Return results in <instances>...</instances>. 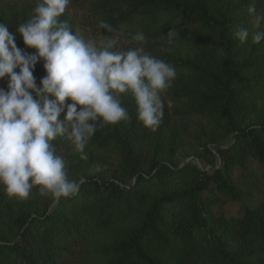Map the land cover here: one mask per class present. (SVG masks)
<instances>
[{"label":"trees","instance_id":"16d2710c","mask_svg":"<svg viewBox=\"0 0 264 264\" xmlns=\"http://www.w3.org/2000/svg\"><path fill=\"white\" fill-rule=\"evenodd\" d=\"M22 1L0 0V23L10 31L30 16L26 4L18 10ZM250 2L71 0L61 19L69 22L73 11L69 24L82 25L85 38L105 34L101 20L117 29L124 49L145 33L146 51L177 68L162 93L171 106L152 131L137 118L131 93L122 94L130 122L98 128L85 149L88 159L110 164L111 176L85 177L70 199L44 202L34 188L9 208L0 185V264H264V115L253 117L264 105V42L241 44L232 34L236 25L251 30ZM255 6L264 10V0ZM173 26L178 38L168 49ZM16 43L36 52L19 33ZM33 75L41 86L43 61ZM54 143L66 159L78 154L67 140ZM216 154L222 165L212 172L183 162ZM251 164L262 185L248 200L238 176L255 171ZM235 203L237 214L229 210Z\"/></svg>","mask_w":264,"mask_h":264},{"label":"clouds","instance_id":"9594fccd","mask_svg":"<svg viewBox=\"0 0 264 264\" xmlns=\"http://www.w3.org/2000/svg\"><path fill=\"white\" fill-rule=\"evenodd\" d=\"M70 4L35 0L32 14L14 32L0 23V79L9 77L7 90L0 87V185L9 198L28 199L34 188L56 201L76 196L80 182L69 178L68 161L54 141L71 142L87 160L85 149L98 128L130 122L121 99L129 92L137 118L155 131L164 116L162 93L178 74L174 64L146 51L143 31L132 35L134 47L120 48L117 29L101 20L105 34L85 38L61 19ZM248 12L251 30L236 25L232 34L241 44L257 45L264 42V10L251 0ZM17 33L36 52L18 47ZM177 38L173 26L165 35L168 49ZM38 61L46 70L41 86L33 75Z\"/></svg>","mask_w":264,"mask_h":264},{"label":"rangeland","instance_id":"374dc122","mask_svg":"<svg viewBox=\"0 0 264 264\" xmlns=\"http://www.w3.org/2000/svg\"><path fill=\"white\" fill-rule=\"evenodd\" d=\"M26 4V9L28 14H32V10L35 7V0H24L22 2H20L19 4H17V8L19 10V8L22 7V5ZM22 14V12L20 13V15ZM75 16L74 12L71 11L69 12V22L71 20H73V17ZM74 30L76 31H85V28L76 23L73 27ZM88 38H93V39H99L100 36L98 37V35L96 34H92L91 36H89ZM123 41L118 40V47L122 48V43ZM129 42L125 41V45H127ZM155 49L154 51H156L158 49V45L154 46ZM157 51H161V50H157ZM162 100L164 103V108L165 106L168 104L169 106H171V103L169 102L168 98L165 96V94H162ZM259 114L264 115V105L262 107H260L254 114V116H258ZM185 149H190L191 147L189 146H184ZM77 153V152H76ZM185 154V152H184ZM80 154H75L73 156H71L70 158H67L66 160L68 161V175L70 179H74L77 180L78 182H82L83 179L85 177H91V176H102L105 179L110 178L111 176V169H110V164L108 163H97L96 159H87V160H81L80 159ZM188 161H194L200 168H202L204 171L206 172H212V170H215L219 167H221L222 162L220 159V156L218 154H216V160H212L210 157L208 156H200V157H184L183 162H188ZM252 168L255 169V171H251L250 168L249 169H245L243 170L239 176H238V180L241 183L242 186H244L246 188L247 193L249 194L248 196V200L252 199V195L255 194L256 192V197L259 196L260 192L258 191L259 187L262 185V180L260 177V172L257 168V166L255 164H251L250 165ZM45 197L44 202H48V200L52 201V204H54L56 202V200L51 197V195L48 196H43ZM9 199V201L6 203V206H8L9 208H12L13 205H17L21 200L23 199H17V198H9L6 193H4V199ZM230 212L232 213H238L239 212V206L238 203H235L234 205H232L230 207ZM10 212V209L9 211Z\"/></svg>","mask_w":264,"mask_h":264}]
</instances>
